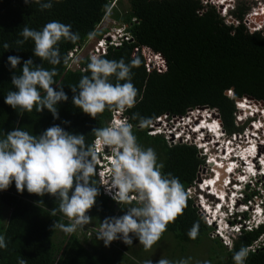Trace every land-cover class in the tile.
Segmentation results:
<instances>
[{"label":"trees","instance_id":"obj_1","mask_svg":"<svg viewBox=\"0 0 264 264\" xmlns=\"http://www.w3.org/2000/svg\"><path fill=\"white\" fill-rule=\"evenodd\" d=\"M112 1L53 0L51 9L41 11L39 5L26 4L25 0H0V138L17 127L39 135L53 125H60L70 133L85 135L86 143L90 145L95 139L92 130L109 125L115 111L106 109L93 118L72 103L74 93L70 86L77 85L82 75L90 74L86 71L90 59L88 55L78 61V68L75 69L68 68L63 59L59 65L53 66L34 56L31 39L22 46H18L16 40L22 39L20 32L24 26L41 30L50 21H60L71 25V31L79 34L75 43H59L62 57L67 58L70 50L81 48L90 38L100 39L108 31V28L98 26ZM118 1L125 4L123 16L118 19L121 21L119 25L124 27L132 40L122 41L119 47L108 46L100 56L109 60L123 58L126 63L136 62L137 66L132 68V82L138 90L137 102L121 114L133 125V133L141 148L155 151L157 164L163 165L160 169L162 175L170 173L178 178L186 194L181 212L167 223L155 244L165 234L182 247L184 244L198 245L206 239L209 264H235L233 255L241 247L248 250L245 264H264V241L254 251L248 249L264 234V225L243 231L233 240L230 248L222 245L217 237L208 239L213 228L204 222L194 198L187 192L204 164L196 146L186 142L169 144L162 135L148 133L149 125L162 115H166L167 119L178 118L189 110L203 106L216 109L227 135L240 133L242 129L235 125L236 99L249 96L264 101V37L258 32H247L242 24L226 25L214 8L209 7L198 14L197 10L201 9L199 0ZM243 9L238 8L237 17H241ZM4 43L10 44L11 48L5 50ZM135 47H148L161 54L166 63L165 71L159 73L153 68L148 71L145 58L140 50L134 52ZM9 56L21 57V65L17 69L11 68ZM28 59L49 70L56 68V84L62 85L68 95L67 101L58 103L59 119L54 118L47 108L43 112L34 109L31 113L20 115L18 110L5 103L7 93L15 90L11 84L12 75L19 74L23 61ZM57 85L53 87L59 90ZM228 90L232 96L227 95ZM239 102L243 103L242 106L255 107L246 99ZM134 114L139 115L134 119ZM141 118L150 123L142 127ZM191 132L188 133L191 135ZM94 179L97 180V176ZM213 179L214 176L206 177L207 188L219 199L218 183ZM58 206L59 201L50 194L39 196L30 194L27 189L23 193L18 192L14 181L7 190H0V236L7 244V247L0 248V264H20L21 260L25 264H112L111 258L115 254L97 247L96 240H92L86 248V239L79 238L75 232L65 234L62 230H54L56 221L65 225L70 223L58 211ZM53 208L57 209L55 216L51 215ZM126 210L100 188L96 204L88 211L92 221L84 227H98L105 218L121 216ZM193 229L196 232L194 237L189 235ZM132 239L133 243L139 240L135 236ZM134 246L125 244V248L136 253L140 259L142 248L136 247L134 251ZM207 262L205 260L204 264Z\"/></svg>","mask_w":264,"mask_h":264},{"label":"clouds","instance_id":"obj_2","mask_svg":"<svg viewBox=\"0 0 264 264\" xmlns=\"http://www.w3.org/2000/svg\"><path fill=\"white\" fill-rule=\"evenodd\" d=\"M25 3H35L41 11L53 7V0H25ZM20 36L22 39L16 40L18 46L31 39L34 42V56L53 66L59 65L62 59L67 64L69 59L62 57L59 43H75L79 39V34L71 31V25L55 20L46 23L41 30L24 26ZM3 48L8 50L11 45L4 43ZM8 61L12 69L21 65L19 56H9ZM135 66V61L126 63L123 58L109 60L99 55H91L86 69L90 74L82 75L77 85L70 86L74 93L73 105L91 117L96 118L106 109L115 111L114 114L119 113L108 126L92 130L95 137L92 144L86 143L85 135L70 133L60 125H53L39 135L30 134L17 127L0 138V190H7L14 181L20 193L27 189L30 194H50L55 197L59 201L58 211L70 223L65 225L56 221L53 228L62 230L65 234H73L77 227L91 223L92 217L88 215V211L96 204L100 188L105 195L106 190L109 193L116 190L112 199L127 210L121 216L105 218L96 238L102 240L105 246H110L115 240H122L131 246L132 237L135 236L148 250L160 239L167 223L173 221L181 212L186 194L178 178L170 173L167 176L162 175L160 169L163 165L157 164L155 151L152 148H141L133 133V125L121 114L133 108L137 102L138 90L132 82V68ZM56 75L55 67L49 70L36 64L33 59L23 61L20 73L12 75L11 84L15 90L7 93L5 103L18 110L20 115L31 113L34 109L43 112L47 108L54 118L59 119L58 103L67 101L68 95L62 85L56 84ZM53 85H57L59 90ZM235 107L236 113L245 110L238 104ZM252 114H246V121L258 122L261 114L256 111H252ZM138 115L134 114L133 118ZM201 115L202 112L197 116ZM148 123L150 121L146 118L140 119L142 127ZM216 123L222 138L230 135H225L220 121ZM258 131H262V126ZM220 145L223 147L221 143ZM261 145L262 149L255 147L253 156L264 151V144ZM195 146L199 151H205L198 144ZM101 148L107 149L100 151ZM108 150L113 154L111 161L105 156ZM205 153L203 157L206 156ZM260 158H250L255 162L253 172L249 175L243 173L246 165L243 161L236 164L232 173L228 172L230 180H236L237 184L248 187L247 191L239 187L236 196L226 193L235 199L230 206L222 201H210V204H215V209L209 215L204 213L201 203L197 205L201 216L205 214L210 219L207 222L205 218L204 222L213 228L212 232L226 247L230 248L233 240L243 231H251L264 225V165L260 163ZM96 176L97 180L94 179ZM243 177L247 178L246 181H239ZM132 192L137 193L135 203L129 195ZM205 193L207 195L209 192ZM51 215H57L56 208L52 209ZM195 234V229L190 230V236L194 237ZM260 237L264 241V234ZM5 247V238L0 236V248ZM247 256V248L241 247L234 253L233 260L235 264H245ZM20 264H25V261L21 260ZM147 264H152V261ZM158 264L170 262L161 258Z\"/></svg>","mask_w":264,"mask_h":264},{"label":"rangeland","instance_id":"obj_3","mask_svg":"<svg viewBox=\"0 0 264 264\" xmlns=\"http://www.w3.org/2000/svg\"><path fill=\"white\" fill-rule=\"evenodd\" d=\"M125 3V2H124ZM124 5L125 4H121L119 3V1H112L111 3V7H109V10L107 11V13L105 14V16L103 17L101 23L99 24L98 27H106L108 28V30H111L113 29L115 26H121L119 24H121V21L118 20L120 19L122 16H123V11H124ZM95 38H90L88 39L81 48L77 49L76 50V53L72 56V58H69L68 59V63H69V66L71 67V69H75L76 68V65H77V68H78V61L88 55L89 58L90 56L92 55L91 54V50L93 49V46L95 44ZM231 94V93H230ZM229 94V95H230ZM236 104H239L237 101H235V106ZM258 105V104H257ZM248 106H251V105H248ZM262 106V109L264 110L263 108V105H260ZM244 107V106H243ZM258 108H261V107H258ZM256 108V109H258ZM249 111L251 109H248ZM204 111H207L206 109H192V110H189L183 117H176V118H173V119H165V118H161V121L160 122H156L154 121V123L152 125H150L149 127V130L148 133L149 134H155L157 133V131L160 132H163L164 131V134L162 133L161 135L164 137V139L170 144V143H175V142H186V143H190V144H198L200 145V139L201 137H197L196 138V135H194L193 138L191 139V137H188L186 135H182V138L181 139H177L176 137V130H174L173 132V128L177 127L179 129L182 128L183 125L181 126H178V124H182L184 122V120L186 118H190V119H193L195 118L194 115L197 114V113H203ZM212 111V110H211ZM246 113H248V111H246ZM119 113H116L112 116V119L110 120L109 124L113 121V118L114 117H117ZM217 112H215V115L212 114V119L214 118H217ZM235 125L237 127H240L242 130L240 131V137L234 141V144H239V145H243L247 142V139L245 138V134L247 133L248 130H252L254 129L253 127H249L251 126L250 123L248 121H246L247 117H244V112H240V113H236L235 115ZM198 119H199V116H197ZM202 118L201 117L197 124V127L201 128L198 132H196L198 135H202L203 136L205 135L207 129H206V123L204 121H202ZM241 118H243V121L241 120ZM187 119L186 123L184 124H187V122H189V120ZM264 120V119H263ZM263 120H260L262 121V124H263ZM166 123L169 124L170 127H172V129L170 131L173 132L174 136L166 133L164 130L163 125H166ZM192 124H193V121H192ZM258 123H255V125H257ZM168 126V125H167ZM188 126H191V124H189ZM153 127V128H151ZM161 127V128H160ZM259 127V126H258ZM168 128V127H167ZM187 128V126H186ZM203 128V129H202ZM222 128V127H221ZM260 129V128H259ZM223 130V128H222ZM153 133H152V132ZM190 131V130H189ZM258 131V130H256ZM155 132V133H154ZM262 131H258V133L256 134L254 132V136L257 137V140H254L255 143L253 145L256 144V142L260 141L262 142V137L259 133H261ZM195 133V134H196ZM227 135V134H225ZM206 136V135H205ZM196 140V141H195ZM240 141L242 143H240ZM214 145V144H213ZM217 149H218V152H220V149L221 147L220 146H217V145H214ZM234 146V145H233ZM256 147V145H255ZM197 148V147H196ZM104 149H107V148H101L100 151L104 150ZM198 149V148H197ZM262 149V148H261ZM204 152L205 151H199L198 155L201 157H203L204 155ZM219 154V153H217ZM105 156L107 158L108 161H111V159L113 158V154L110 150H108V152H105ZM102 157V155L100 156ZM261 157V156H260ZM204 158V164L201 166V168L204 167L203 170H199V173H200V176L203 177V175H206L207 176V170L210 169L208 164L206 163L207 162V157H203ZM102 159V158H100ZM221 161V164H222V167H217L218 168V171H222L224 172L225 170V160H220ZM253 162H255L254 160H251ZM109 166V163L107 165V168ZM217 171V169H216ZM225 173V172H224ZM220 175V174H219ZM220 178V177H219ZM102 178L99 179V181H101ZM105 180V179H103ZM223 178H220V181H222ZM106 181V180H105ZM224 187V185H223ZM116 191V190H115ZM115 191H112V196L115 194ZM209 191V189L207 190ZM188 194L194 198V202H195V206L198 208L199 210V214L201 216V211L199 209V207L197 206L200 202V200H203L202 198H199V201H197L198 197L200 196H203L202 194H196L194 193L195 191L192 189H188L187 190ZM226 192L228 193L229 191L225 188V192H222L221 193V190L219 189V193H220V197H224L226 198L227 197V194ZM131 197H133V200L135 201V198L137 196V193L135 192H132L129 194ZM209 197H206L205 200H203L206 204L202 203L200 204V207L203 205H207L208 203V207L210 208V210H214L215 209V204H210V201L211 200H208ZM223 199V202H225V200ZM115 202H117L116 200H114ZM222 200H220V198L217 200L218 203H220ZM213 203H215V201H211ZM216 202V203H217ZM226 202H230V199L228 198V200ZM118 203V202H117ZM201 203V202H200ZM213 205V206H212ZM230 206V205H229ZM210 213V212H209ZM213 213V212H212ZM211 214V213H210ZM203 218L205 219L206 218V221L209 222L210 219L208 218L207 215L204 214ZM212 224H214V222H212ZM217 231V230H215ZM215 234L214 232H210V234L208 235V239H215ZM92 240H96L97 242V247L100 246L103 248L104 251H106L107 253H113L115 254V256H112L111 258V262L112 264H147V262L149 261H152V264H158V261L163 258V259H166L170 262V264H181V262H183V264H204L205 263V260L207 262V247H208V242L205 240H202L198 245H194V244H184V246L182 247V245H179V244H175V241L172 239V237H170L169 235L165 234L164 235V238L159 241L157 244L153 245L151 247V249H148L146 250L143 245L140 244L139 240L136 241L135 243H133V248L132 250H136L135 248L138 247V248H142L140 249V259H138L136 257V253H132L131 250H127L125 248V243H123L122 240H115L111 243L110 246H105L104 242L102 240H98L96 238V235L92 236L91 238L88 239L87 243L85 244V247L86 248H89L90 246V243ZM260 241L257 242V245H259L262 240L259 239ZM220 243L223 245L222 241H220ZM229 248V247H227ZM208 263V262H207ZM209 264V263H208Z\"/></svg>","mask_w":264,"mask_h":264},{"label":"built area","instance_id":"obj_4","mask_svg":"<svg viewBox=\"0 0 264 264\" xmlns=\"http://www.w3.org/2000/svg\"><path fill=\"white\" fill-rule=\"evenodd\" d=\"M199 2L201 4V9L197 10L198 14H202L209 7L214 8L215 11L222 17L223 22L226 25L237 26L239 24H242L247 32H249V33L258 32L261 34V36L264 37V0H199ZM239 7L244 8L240 18L237 17V15H236V12H237ZM131 40H132V38L128 35V33H126L124 31L123 26H115L113 29L108 30L100 39H97L95 41L93 49L91 50V54L100 56L106 52V49L108 46L119 47L121 45L122 41H131ZM77 49H79V48H75L73 50H70L67 53V58H72V56L76 53ZM137 50H140L141 54L145 58V66H146V69L148 71L152 68L155 69L159 73L165 71L166 63H165L164 58L161 56V54L154 53L148 47H139V48L135 47L134 52H136ZM67 64H68V68L71 69V67L69 66V63H67ZM76 68H77V65H76ZM227 92H228L227 93L228 95L231 93L229 90ZM230 95H232V93ZM251 102H253L254 106L261 107L258 109L255 108L254 111H256V112L260 111L262 117L264 118V112H263L262 106H260L261 104L259 103V101L256 100V102H254L251 100ZM197 109H199V108H197ZM205 109L207 111H209L210 114L212 113L215 115L216 109H209V108H205ZM248 114L253 115L251 110L250 111L248 110ZM197 115L196 114L194 115L195 118L192 119L193 122L195 120H197L196 119ZM216 116H217V118H215V121L219 122L220 120H219L218 114ZM244 117H247V116L245 115ZM161 118H165L167 120L166 115H162V116L156 118L155 121L160 122ZM187 119L188 118H186L185 120L187 121ZM241 120L243 121V118H241ZM183 124H184V122H183ZM183 124H178V126H181ZM260 124L262 125V132L260 133V135H261L262 139H264V120H263V124L262 123H260ZM183 127H184L183 129L176 131L175 135H176L177 139H180L179 137L182 135H186L187 138L190 136V133H188V132L182 133L185 130L187 131L186 125H183ZM151 128H153V127H151ZM162 128H164V130H166L165 131L166 133H168L172 136H174V134H173L174 130L179 129L177 127L172 129V127H170L168 123H166V125H163ZM171 129L173 130V132L170 131ZM157 133H160V132L157 131ZM162 133L164 134V131L161 132V134ZM236 137L239 138L240 137L239 134L232 133L229 136H226L225 137V139H226L225 148L227 147V141L231 142L230 140L232 139L234 142L236 140L235 139ZM240 143H242V142L240 141ZM258 143H262V142L258 141ZM213 144L220 146L222 149V146L220 145V143H217V144L213 143ZM233 145L234 146L231 145L232 146L231 149H235V148L240 149L241 148V145H239V144H233ZM213 147L215 149H217L215 146H213ZM225 152L227 154H230L227 151V149H225ZM105 193L109 197L112 196V193H109L107 190L105 191ZM99 228H100V226H98V227H94V226L77 227V230L75 231V233L79 238H82V239L85 238L88 241L89 238L96 235ZM257 242H259V240L254 241L252 243V245L248 247V249L251 251H254L255 248L259 247V245H257Z\"/></svg>","mask_w":264,"mask_h":264},{"label":"bare ground","instance_id":"obj_5","mask_svg":"<svg viewBox=\"0 0 264 264\" xmlns=\"http://www.w3.org/2000/svg\"><path fill=\"white\" fill-rule=\"evenodd\" d=\"M245 100V99H244ZM241 101V100H240ZM238 105H240L241 107H243L242 106V102H239L238 101ZM255 104V103H254ZM244 107H246V108H248V109H251V111H254V109L256 108V106L255 107H253V106H248L247 104L244 106ZM243 109V108H242ZM244 110V109H243ZM248 111V110H247ZM264 112V111H263ZM199 114V113H198ZM247 113H246V110H244V116L246 115ZM197 115V114H196ZM201 117H203L202 118V121H204L205 123H206V129H207V131H206V133H205V135L206 136H208V138L206 139L205 137V135L203 136V134L202 135H198L196 132H198L201 128H199V127H197V124H198V122L200 121L199 119L201 118ZM196 119L197 120H195L194 121V124H191V126H188V128H187V132H190L189 130H192V132H191V135H190V137H191V139H192V137L194 136V135H196V138L199 136V137H201V138H199L200 139V145L199 146H201L202 148H204V150H205V155L207 156V163H208V166H209V168L210 169H208L207 170V177L208 178H210L211 176H214V179H213V181L215 180V182L216 183H218L217 185H216V188H219L220 190H221V193L222 192H225V188H228V193H233L232 195L233 196H236V195H238L237 193H238V189H239V187L241 188V189H243L244 191H247L248 190V187H246V186H242V185H240V184H237V181L235 180L234 182H233V180H230L231 178H229L228 177V172H230V173H232L233 172V170L234 169H236V164H238L239 162H241V161H243V163H245L246 165H245V167L243 168L244 170H243V173L244 174H246V175H249L250 173H252L253 172V167H254V164H253V161H251L250 160V158L252 157L253 158V155H254V151H255V145H256V147H257V149H259V148H261L262 147V145H261V143H256L255 145H253L254 143H255V141L254 140H257V137H253L255 134H254V132L257 134L258 133V131H256V130H258L260 127H258V126H260V124L258 123L257 125H255V123H253L251 126H249V127H253L254 129H252L251 131L250 130H248L247 131V133L245 134V138L247 139V142H246V144H243V145H241V148L240 149H231V147L233 146V140L231 139L230 141L231 142H228L227 141V147L225 148V144H226V139H225V137H221L222 136V133L220 132V130L218 129V127H217V125H218V123H216V121L215 120H213L212 119V115L209 113V111H204L203 113H202V115L199 117V119H198V117H196ZM189 120V122L188 123H191L192 122V119H188ZM185 123V122H184ZM187 123V124H188ZM180 124V123H179ZM183 124V123H182ZM194 125H196V127H194ZM219 126V125H218ZM184 127L182 126V128L181 129H183ZM180 129H177L176 131H179ZM186 131V130H185ZM185 131H183L182 133H184ZM196 133V134H195ZM260 134V133H259ZM194 138V137H193ZM195 139V138H194ZM235 139H237V137L235 138ZM262 140V143H264V139H261ZM196 141V140H195ZM212 144H211V143ZM213 143H215V144H217V143H221L222 145H223V147H222V149L220 150V152H218V149H215L213 146ZM232 143V144H231ZM232 145V146H231ZM225 149H227V151L230 153V154H227L226 152H225ZM216 153H219V154H216ZM235 153V154H234ZM261 153H263V152H261ZM237 156V157H236ZM261 160H260V163L262 164V166L264 165V157H261L260 158ZM219 160V161H218ZM220 160H225V170H224V172H222V171H218V168H217V171L214 169V167L213 166H215V167H222V164H221V161ZM215 161V164H212V162H214ZM245 161V162H244ZM220 174V175H219ZM223 178V180L222 181H220V178ZM206 175H203V177H202V180H204V182H201L200 183V185L198 186V189H197V191H198V193H197V195L198 194H202V192H209L207 195H203V196H200L199 198H202L203 200H205V198L204 197H208V196H210V195H212L213 196V198L214 199H209V200H211V201H214V200H216V199H218V198H216V196H214V193L213 192H211V189H209V191H207L208 190V188H207V185H209V184H207L206 183ZM227 179H229V181L227 180ZM246 179L247 178H245V177H243L242 179H240L239 181H246ZM228 182H230V184H226V183H228ZM214 184V183H213ZM223 185H224V187H223ZM225 185H227V186H225ZM232 185V186H231ZM205 187V188H204ZM229 187H230V189H229ZM253 189V188H252ZM200 191V192H199ZM253 192H254V194H256L257 195V193L255 192V190L253 189ZM227 193V192H226ZM227 197H229V199H230V202H226L227 200H228V198ZM227 197L225 198V202H224V204L225 203H228V205H230V203H233L234 202V197H231V196H229V195H227ZM223 197H220V200H222V202H223V199H222ZM198 200V199H197ZM203 200H200V202H201V204L202 203H204V204H206ZM217 201V200H216ZM199 202V203H200ZM208 205V204H207ZM205 206L204 205V209L202 208V210L204 211V213L205 214H207V213H211L212 214V211L210 210V208L208 207V206ZM213 206V205H212ZM209 213V215H211Z\"/></svg>","mask_w":264,"mask_h":264},{"label":"water","instance_id":"obj_6","mask_svg":"<svg viewBox=\"0 0 264 264\" xmlns=\"http://www.w3.org/2000/svg\"><path fill=\"white\" fill-rule=\"evenodd\" d=\"M226 93H228V92H226ZM244 99H246V100H249V101H254V102H256V100L255 99H253L252 97H249V96H244V97H242V98H238V99H236V101L238 102V101H240V100H244ZM259 103L261 104V105H263V107H264V101H259ZM199 109H205V108H208V107H206V106H203V107H198ZM264 111V110H263ZM259 114H261L260 113V111H259ZM262 119H264L262 116H260V120H262ZM259 120V122L260 123H262V121H260ZM207 163V162H206ZM208 164V163H207ZM200 169L201 170H203L204 169V167L203 168H201L200 167ZM202 182V176H200V173H197V176H196V179H195V181H194V186H193V188H190L191 190L193 189L196 193H198V191H197V189H198V185L197 184H199V183H201ZM200 192V191H199ZM202 194L205 196L206 195V193L205 192H202ZM209 197V199H211V197L210 196H208Z\"/></svg>","mask_w":264,"mask_h":264},{"label":"crops","instance_id":"obj_7","mask_svg":"<svg viewBox=\"0 0 264 264\" xmlns=\"http://www.w3.org/2000/svg\"><path fill=\"white\" fill-rule=\"evenodd\" d=\"M212 144V143H211ZM207 177V176H206ZM202 182H204V180H202ZM87 241V240H86Z\"/></svg>","mask_w":264,"mask_h":264},{"label":"snow or ice","instance_id":"obj_8","mask_svg":"<svg viewBox=\"0 0 264 264\" xmlns=\"http://www.w3.org/2000/svg\"><path fill=\"white\" fill-rule=\"evenodd\" d=\"M177 210H179V209L177 208Z\"/></svg>","mask_w":264,"mask_h":264},{"label":"flooded vegetation","instance_id":"obj_9","mask_svg":"<svg viewBox=\"0 0 264 264\" xmlns=\"http://www.w3.org/2000/svg\"><path fill=\"white\" fill-rule=\"evenodd\" d=\"M203 129V128H202Z\"/></svg>","mask_w":264,"mask_h":264}]
</instances>
